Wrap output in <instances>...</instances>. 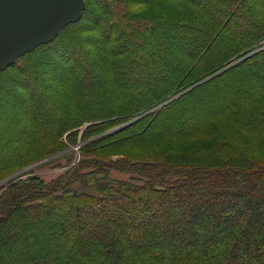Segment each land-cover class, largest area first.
<instances>
[{
	"label": "trees",
	"instance_id": "trees-1",
	"mask_svg": "<svg viewBox=\"0 0 264 264\" xmlns=\"http://www.w3.org/2000/svg\"><path fill=\"white\" fill-rule=\"evenodd\" d=\"M260 1L249 10L248 0H85L78 21L0 71L19 77L20 103L30 73L19 62L48 57L32 84L49 106L40 95L22 114L7 109L14 125L0 149L16 154L0 161V181L55 154L69 164L77 145L80 155L49 182L29 169L0 187V264H264ZM128 45L152 53L143 68L154 64L131 86ZM20 124L33 142L16 134ZM94 205L111 214L92 220ZM122 211L151 226H129L130 241L111 228ZM65 237L73 245L57 250Z\"/></svg>",
	"mask_w": 264,
	"mask_h": 264
},
{
	"label": "rangeland",
	"instance_id": "rangeland-1",
	"mask_svg": "<svg viewBox=\"0 0 264 264\" xmlns=\"http://www.w3.org/2000/svg\"><path fill=\"white\" fill-rule=\"evenodd\" d=\"M258 2H262V1H260V0H248V4H247L246 8L249 9V10H252V8ZM253 16H254L253 13L245 14L244 16H242L241 21H242L243 26H248L247 22H250L252 20ZM164 20H166V19H164ZM154 25H156V26H154ZM154 25H153L154 28L158 29L160 27V24L159 25L158 24H154ZM66 39L68 40V37H66ZM68 41L70 42L69 43L70 50L73 49L72 54L74 53V51H75V53L78 52V44L72 43L70 40H68ZM186 42H188V41H186ZM127 49L129 50V52H133L132 59H133V66L134 67H133V70L131 71L132 73H131V76L129 78L130 80H125V82H127V84H128L127 86H131V85L135 84L134 81L138 80V78L139 79H142V78L149 79V74L151 73L149 71L153 67L154 64H151V66L148 67V68L147 67L143 68L144 65L142 63L146 64V62L148 63V59L152 58V53L150 51L145 50L144 48H142V50H138V48L135 45H128ZM38 56H40V57H38ZM47 58L48 57L45 55V52H44V54H41V55L39 54V55H36V56H29L28 58H23L19 62V65L21 66V68H24L25 71L29 70V73H30V75L27 78H25V77H21L20 78L22 80L25 79L22 83H25V81H28L26 83L27 84L26 85V90L29 91L28 97L32 98L34 101H38V97L40 95H42V100L46 101V102L43 103V105L45 107L49 106L48 104H46L47 103V96L49 95L48 92L47 93L45 92V94H42L41 90L39 88H37L38 85H33L32 82L37 81L38 78H39L38 77L39 76L38 73H39L40 68L42 67L41 60L42 59H47ZM35 59H36V61H35ZM49 62L51 64L52 60H50ZM30 63H32L31 67L29 66ZM84 66H85V60L82 59L81 57H79L78 55H76V68L79 69V68H82ZM154 68L161 75H163L165 73L164 66L155 65ZM143 69H145V71H143ZM260 71H262V68L260 69ZM98 74H99V76L95 79V83H97L99 79L104 81V79L100 76V75H102L100 69H98ZM4 75H6V74L0 75V76H3V77H0V82H2L5 85L4 88L6 90V91H3V92H0V134H3L4 132H7L6 130L8 129V127H11V126L14 125V120L10 121V118L13 115L9 114V112H8V110L10 109V106H13L14 108H16L18 110V112L21 113L22 112L21 110L24 109V107L26 109L27 105L29 103V101L27 99L28 97L27 98H23V100L20 103L18 102V100L17 101L15 100V96H14V94H15L14 93V87L15 86L14 85H17L20 82L19 81V77L11 79L12 81H7L8 77H4ZM159 81L160 80H157V84H158ZM37 83H39V82L37 81ZM40 84H43V83H40ZM45 84H46V82H45ZM33 103L40 105V103H38V102H33ZM19 126H20V128L22 130L18 129V132H16V134L20 135L21 138L27 139L28 142H33L34 140L30 136V131L27 130V129H24L21 126V124ZM78 148H79V145H77L74 148L75 152L73 153L72 159H71L69 164L67 163L66 159H55V157L57 155V154H55V155H52V156L47 157L45 159L36 161V162L32 163L31 165H28V166L24 167L22 170L25 171V170H29V169H32V170L34 169L33 172L36 175H38L39 178L44 180V182H46V181L49 182L50 179H52V178L56 177L57 175H59L60 173L64 172L69 166L77 163V161L80 158V155L78 153ZM4 149H5V147H4ZM4 149H0V161L1 162H7L11 158H13L15 156V154H16V153L13 152L14 150H12L11 146H7V148L5 150ZM1 151L4 154H2ZM22 172L21 171L16 172V173L6 177L2 181H0V187L5 185V184H7L8 180H10L11 178L16 177V175H18V174H20ZM111 175L116 176L118 178H124V177L127 178V179L129 178L128 174H118L116 172H112ZM104 207H107V206H104ZM164 207L165 206H163V209H164ZM168 207L169 206H167L165 209H168ZM94 209H95L94 214L93 215H92V213L90 214L92 220L100 221V220H102L101 219L102 217L106 216L107 214H111V209L110 208H103L104 210H101V211L97 212L96 209L99 210V208H97L96 205H94ZM160 214H161L160 211H156L154 214L152 213L153 219L155 221H157L159 219V217H160ZM120 216L121 217L124 216V217L118 219L116 223L113 222V224L111 225V228L112 229L114 228L116 231H118L120 233H126L127 236L129 237L130 241H131V239H133V234L129 231V226H135L136 227V226H138V224L140 222L143 223V225H146L148 229L151 226L148 223V220H144L141 217H135L134 213L127 214L124 211H122ZM131 221L134 224H136V225H133L131 223ZM74 223H75L74 220L71 221L72 225ZM154 225L160 226L157 223L153 224L152 226H154ZM78 227H82V226L79 225ZM103 227H104V229H106L105 226H103ZM160 230H163V229L161 228ZM98 233L99 232L94 231V234L92 233V236L96 237L98 235ZM76 235L78 236V235H80V233H76ZM61 243L64 246H62L61 244L57 245V247H58V248H56L57 250H60L61 247L64 248L65 244H67V246H72L73 245V243L71 241V238H67V237H65ZM129 256H131V255H129Z\"/></svg>",
	"mask_w": 264,
	"mask_h": 264
},
{
	"label": "water",
	"instance_id": "water-1",
	"mask_svg": "<svg viewBox=\"0 0 264 264\" xmlns=\"http://www.w3.org/2000/svg\"><path fill=\"white\" fill-rule=\"evenodd\" d=\"M84 8L85 0H0V71L52 41Z\"/></svg>",
	"mask_w": 264,
	"mask_h": 264
}]
</instances>
